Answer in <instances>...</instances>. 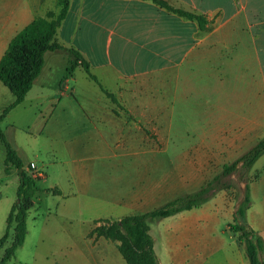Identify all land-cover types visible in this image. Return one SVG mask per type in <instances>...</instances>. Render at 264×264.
I'll return each instance as SVG.
<instances>
[{
    "label": "crops",
    "instance_id": "obj_1",
    "mask_svg": "<svg viewBox=\"0 0 264 264\" xmlns=\"http://www.w3.org/2000/svg\"><path fill=\"white\" fill-rule=\"evenodd\" d=\"M46 1L0 0V59L11 39L35 17L55 12L49 10L43 16H37L38 8L44 6ZM162 1L175 9L203 16L208 22L205 29L201 30L195 21L172 14L152 1L70 0L65 20L72 16L73 34L80 32L91 45L90 49L83 46V49L75 50L88 62L90 72L99 84L112 93L119 104H113L100 91L109 105L97 107L106 109V113L97 109L92 113L84 112L98 119V124L103 128L111 129L109 133L123 135V129L129 126L128 122L132 119L164 117L166 108L159 109L152 97L143 94L146 87L160 81L163 104L176 102L175 93L166 98L168 88L175 84L179 102L195 101L201 93L199 82L202 70H205L208 73L206 76L211 79L230 77L234 82L232 86L235 91L232 94L215 99L216 103L232 104V109L220 106L218 115H213L215 119L224 121L225 128L222 125L216 127L219 132L216 129L210 133L211 136L216 133L225 135L226 139L218 143L199 141L183 147L179 151H193V155L188 157L182 152L177 159L167 163L166 170L162 169L164 165L159 160L153 158V143H137L127 138L126 141H115L113 146L105 142L93 145L91 148L95 151H120L128 157L113 160L114 166L125 169L121 170V174L119 171V175L109 178L104 187L99 185L96 198L99 213L96 218L118 221L126 216L151 212L158 206L156 204L164 206L177 197L194 193L204 186L195 188L194 184H207L213 176L210 154L202 152L223 151V147L225 151L233 152L234 159H237L244 152L243 146L250 141V136H254L255 140L262 138L258 136L260 126H263L260 121L264 120V57L257 49L256 40H264V0H239L243 4L239 9L236 0ZM64 21L57 30V41L58 35L63 33ZM262 43L264 46V41ZM62 46L72 48L66 43ZM47 54L50 53L44 56L37 82L45 70ZM211 72H216L217 76L212 77ZM68 81L65 79L60 88ZM5 89L0 83V111L12 104ZM72 93L76 95L77 90L73 89ZM94 102L101 101L94 99ZM162 150H167L166 146L163 145ZM234 152L239 153L236 155ZM105 162L102 160L103 164ZM31 166L34 164L30 163L28 170ZM34 168L41 176V170L36 166ZM85 168V165H76L71 181L87 197L84 184L88 174ZM55 190L63 195L61 189ZM211 200L214 207H208L206 203L199 208L180 212L157 222L154 230L150 228L154 221L148 222L154 247L156 243L161 246L156 252L158 264L213 263L212 257H216L223 247L212 236L213 226L218 220V212L223 210L219 201ZM248 225L255 231L252 223ZM232 237L237 244L230 258L226 257V264H246L243 245ZM260 237L264 245L263 235ZM90 241L95 246H102L100 260L104 264L116 263L118 251L115 243L103 238ZM263 253L264 250L259 253L260 260ZM247 262L249 264L248 259Z\"/></svg>",
    "mask_w": 264,
    "mask_h": 264
},
{
    "label": "rangeland",
    "instance_id": "obj_2",
    "mask_svg": "<svg viewBox=\"0 0 264 264\" xmlns=\"http://www.w3.org/2000/svg\"><path fill=\"white\" fill-rule=\"evenodd\" d=\"M235 3L237 9L243 6L239 0ZM56 4L57 0H47L44 6L38 8L37 16H43L45 11L49 10H55L57 13ZM74 29L72 16H69L64 21L63 33L58 35V43H66L68 47L74 49H83V46L90 49L89 39H83L80 32L73 34ZM256 41L257 49L263 58L264 40ZM206 74L208 73L202 70L199 82L201 93L195 101L179 102V92L175 84L168 88L169 94L166 98H170L171 94L175 93L176 102L163 104L160 81L146 87L143 94L152 97L159 109L166 108L164 117L159 115L152 120L132 119L128 122L129 126L123 129V135H116L109 133L111 129L100 126L98 119L91 118L84 112V110L88 113L96 109L100 110L97 105L105 108L104 106L109 105V102L102 97L98 87L86 77L73 56L64 51L47 54L45 70L38 82L36 79L24 101L10 110L0 123V130L20 157L25 170L34 178H45L36 182L33 207L26 217L27 234L24 243L15 251L13 258L7 264H104L100 260L102 246L92 244L87 235L95 227V222L102 219L96 218L99 213L96 201L99 185L104 187V183L109 178L119 175V171L121 174V170L125 169L114 166L113 160L128 157L120 151L98 152L91 147L104 142L113 146L115 141L120 142L124 139L126 141L127 138L137 143H153V158L159 160L161 165H164L162 169L166 170L167 163L171 159H177V156L182 154L183 151L179 150L183 147H189L199 141L218 143L226 139L225 135L216 133L211 136L210 133L216 129L219 132L216 127L223 125L225 128L224 121L215 119L213 115H218L220 106L232 109V104L216 103L215 99L226 97L227 94L235 91L232 86L233 80L230 77L215 80L213 76H217L216 72H211L212 79ZM65 79L70 81L60 88V84ZM73 89L77 90L76 95L72 93ZM5 90L6 96L10 98L9 101L13 103L14 96L8 89ZM61 94L65 97H60ZM94 99H100L101 102L95 103ZM100 111L106 113V109ZM2 112L0 111V115ZM260 122L264 126V120ZM263 126H260L258 136L260 138H264ZM249 139L250 141L243 146L244 152H241L240 156L260 140H255L254 136H250ZM163 145L167 150H162ZM221 150L223 151L202 152L210 154L209 161L213 174L211 180L221 173L224 165L236 160L233 152L225 151L223 147ZM183 153L191 157L194 152ZM234 153L237 155L239 152ZM102 160H106L105 164ZM4 162L5 150L0 143V238L6 230L11 207L17 200L18 187L16 170L12 168L6 174ZM30 163L41 170V176L37 175V168L30 173L27 168ZM76 165L86 167L85 172L88 175L84 185H86L87 197H84V194L72 184V170ZM245 182L249 185L250 193V206L245 221L254 225L257 236L264 237L263 155L249 172L244 173L239 167L232 175L221 178L217 186L219 191L216 190L211 198L219 201L223 210L218 212V220L213 226L212 235L223 247L216 257H212V264H226V257L230 258L237 244L227 226L233 220V215L230 213L233 214L243 200ZM199 185L206 183L193 186ZM55 188L61 189L63 195L55 194ZM48 189H52L51 192L47 191ZM211 199L206 202V206L212 208L214 206ZM156 205L158 206L152 210L163 206V204ZM157 222L160 220L151 223L152 230L157 226ZM12 241L11 230L4 248L0 249V259L4 249L8 248ZM108 244L111 246V243ZM154 249L155 253L161 249L159 243H156ZM115 256L117 258L115 264H125L118 252ZM260 258L264 260V253ZM244 261L248 264L246 257Z\"/></svg>",
    "mask_w": 264,
    "mask_h": 264
},
{
    "label": "trees",
    "instance_id": "obj_3",
    "mask_svg": "<svg viewBox=\"0 0 264 264\" xmlns=\"http://www.w3.org/2000/svg\"><path fill=\"white\" fill-rule=\"evenodd\" d=\"M152 1L155 5L166 11L189 21H195L201 30L205 29L207 21L203 16H196L188 12L175 9L162 0ZM70 0H57L58 12H47L44 17H35L25 26L8 44L6 51L0 59V83L14 96V102L7 106L0 115V123L5 115L20 105L27 93L31 90L34 81L40 75L46 53L66 51L69 52L76 64H78L88 79L95 83L104 96L117 106L115 96L105 90L91 74L89 64L82 55L73 48H65L56 39L57 30L65 20L69 10ZM122 110H124L122 108ZM125 111V110H124ZM125 113H127L125 111ZM0 143L5 150V173L15 169L18 177L17 200L9 212L6 230L0 238V249H3L10 231H13L11 245L4 249L0 264H7L14 256L15 251L24 243L27 226L26 217L33 207V199L36 191V182L40 178L32 177L24 168L16 151L6 141L0 130ZM264 155V138L260 139L251 149L238 157L229 165H224L220 174L216 175L198 191L180 196L168 202L164 206L151 212L126 216L118 221L100 219L95 222L87 237L97 240L103 238L116 244V249L125 264H158V258L154 251L153 239L149 234V221L162 220L174 216L183 211L199 208L213 197L218 190L220 179L228 177L236 172L239 167L247 173ZM217 190V191H216ZM51 192V190H48ZM56 194L59 192L56 190ZM249 185L245 182L243 200L233 214V220L228 224V231L236 241L243 245L249 264H264L259 259V253L263 252L264 245L261 237L256 235L246 223V212L250 206Z\"/></svg>",
    "mask_w": 264,
    "mask_h": 264
},
{
    "label": "built area",
    "instance_id": "obj_4",
    "mask_svg": "<svg viewBox=\"0 0 264 264\" xmlns=\"http://www.w3.org/2000/svg\"><path fill=\"white\" fill-rule=\"evenodd\" d=\"M35 168H34V166H31L30 168H29V170H34ZM33 177V176H32Z\"/></svg>",
    "mask_w": 264,
    "mask_h": 264
}]
</instances>
